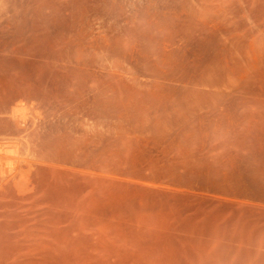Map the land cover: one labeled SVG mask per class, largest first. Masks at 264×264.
<instances>
[{
    "label": "rangeland",
    "instance_id": "obj_1",
    "mask_svg": "<svg viewBox=\"0 0 264 264\" xmlns=\"http://www.w3.org/2000/svg\"><path fill=\"white\" fill-rule=\"evenodd\" d=\"M0 264H264V0H0Z\"/></svg>",
    "mask_w": 264,
    "mask_h": 264
}]
</instances>
